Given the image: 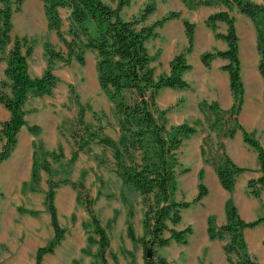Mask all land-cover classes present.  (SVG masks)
<instances>
[{"label": "trees", "instance_id": "1", "mask_svg": "<svg viewBox=\"0 0 264 264\" xmlns=\"http://www.w3.org/2000/svg\"><path fill=\"white\" fill-rule=\"evenodd\" d=\"M24 0H0V62L6 59L5 77L0 82V102L11 112V117L1 124L0 136L5 138L0 150V161L11 155L17 143V135L25 123V105L31 96L52 94L59 83V77L53 70L55 59L60 58L70 62L73 58L80 63L85 60L87 49L97 53L96 70L101 88L112 101V111L119 127L116 139L102 133L103 126L96 127L84 120L79 113L76 118L78 131L73 135L78 150L89 146L91 140L103 143L112 149L115 170L122 178L124 185L135 189L141 195L144 205L143 227L144 235L137 237L132 226H129V235L133 240H139L145 251L152 248L151 257L145 255L144 264H167V259L156 252L158 246L169 245L173 240L186 243L193 229L190 225L177 229L174 225L181 219L183 209L192 202L200 201L207 193L208 188L203 183L204 170L199 172L198 193L192 201L177 200L175 193L178 189V177L185 172L178 151L184 141L197 132V122L184 121L179 124H169L167 110L158 105V94L164 87L188 88L190 83L183 77V73L192 65L187 62L186 53L193 48L195 24L184 20L185 31L189 44L186 50L174 55L170 62L169 74H157L153 65V56L148 48V41L156 37L157 28L168 19L178 17L179 11H171L152 23H147L148 16L153 12L154 6L147 5L139 14L131 18L122 15V8L129 5L132 0H116L112 5L104 0H43L49 28L56 30L59 38L66 47V52L54 49L47 42V66L40 76H31L28 70L27 54L23 46L26 38L12 35V14L19 10ZM189 8L200 5H224L229 10H219L211 13L206 24L215 30V35L227 42L225 50L205 51L201 60L210 66L217 57L228 59L223 67L229 71L230 84L234 95L231 108L223 109L217 102L202 100L199 103L201 111L205 114L210 129L217 131L218 140L211 142L207 136L203 140L201 153L205 161L214 165L223 187L232 191L238 175L246 168L238 166L225 151L223 137H232L238 129L243 132L244 140L258 152L262 174L258 178L248 180L251 193L259 196L264 189V149L253 133L246 130L239 122L245 88L241 75V61L239 57V35L236 28L235 17L230 13L237 7L241 13L250 17L257 33V51L259 54L258 69L264 79V0H184ZM60 7H69L70 25L68 37L61 30ZM217 21L227 24L226 33L217 32ZM12 44L6 55L5 49ZM264 103V90H263ZM93 126L96 128L94 129ZM31 131L37 132L35 125L29 126ZM206 145L214 147L212 152ZM54 158L62 155L51 152ZM43 168L51 173L50 165L44 160ZM41 163L38 160V150L34 151V160L31 179L35 183L39 179ZM50 189L47 203L51 210L53 225L57 233V241L62 236L58 223L57 208L54 204V194L57 182L50 180ZM86 205L92 215L96 232L101 235L99 254L102 264H108L105 248L108 238L105 228L100 224L95 214L92 198H86ZM132 205L129 214L132 216ZM227 221L220 227L215 224L213 215L208 216V233L211 239L229 237L224 244L227 260L232 264H259L249 251L244 235V229L252 228L264 222V214L254 220H245L238 212L233 199L226 201ZM170 234L166 235L165 231ZM93 237H89L92 240ZM40 247L37 264H40L42 253L51 250Z\"/></svg>", "mask_w": 264, "mask_h": 264}, {"label": "rangeland", "instance_id": "2", "mask_svg": "<svg viewBox=\"0 0 264 264\" xmlns=\"http://www.w3.org/2000/svg\"><path fill=\"white\" fill-rule=\"evenodd\" d=\"M104 1L116 5V0ZM178 1L132 0L121 11L123 17L128 19L139 14L147 5H153L154 10L147 19V23H152L171 11H179L180 15L174 17L179 18L182 12L180 9L174 8ZM181 1L185 2L184 0ZM13 13H17V10ZM236 16L239 25L240 14H236ZM165 23L157 28V36L151 38L147 43L150 54L153 56V65L155 68L160 67L156 68L157 74H160L162 69L161 55H165L167 47L170 49L173 45L174 37L167 31ZM193 23L196 26V23ZM34 26L37 27V24ZM68 29L69 26L67 30H64L65 32L63 31L67 37ZM29 38L23 46L24 52L28 47H32L30 54H27L28 70L31 76H40L47 66L46 43L49 42L54 49L62 52H66V47L64 43L62 45L61 39L58 43L53 44L51 39L49 40L46 36L44 38L39 33H34V36L29 35ZM254 39H256V32ZM11 47L12 44L6 47L4 52L6 55H8ZM96 60L97 53L92 49L85 51L83 63L75 58L70 62L60 58L55 59L53 70L59 77V83L53 93L41 95V98L31 96L26 102L25 114L35 113L34 115L40 118L39 125H35L38 129L37 132H34L37 137L34 146L38 150V160L41 163L38 181L34 183L32 179H26V182L20 185V191L15 190V194L16 192L19 193L16 200L18 199L17 212L20 214V220L17 223L25 225L27 254L23 259L17 260L16 258L15 263L11 262L12 259L5 256V253L10 252V250L2 242L0 244V264H37L39 248H49L50 246L52 247L51 250L42 253L40 264H102L99 254L101 235L95 230L96 226L87 208L86 198H92V208L99 218L100 224L106 230L108 245L105 248V257L108 264H144L147 250L145 251L139 240H133L128 233L129 226H132L137 237L144 235V205L140 193L124 185L122 178L116 172L112 149L94 139L85 149L78 150L76 159L73 160L74 151L77 149L73 135L78 131L76 118L79 113L84 116L86 123L96 127L103 126L102 133L104 135H109L114 139L119 135L118 123L112 111V101L103 91L98 80ZM43 61L45 64L42 66ZM3 78L4 76L1 77L0 82ZM157 100L160 108L164 109L162 92L158 95ZM48 111H52V115H48ZM60 117H63L61 121ZM193 122L198 123L197 132L188 137L178 151V157L183 168H187L178 177V189L175 193L176 199L181 201H192L198 193L199 172L203 169L199 162L200 158L203 157L201 156V146L204 138L209 136L211 142L214 143L218 140V136L215 140L212 135L213 132L217 134V131L209 128L206 118L205 121L194 120L191 123ZM95 126H93L94 129ZM201 131H207V134L203 137L200 146L198 138L203 133ZM57 137L60 142L55 141ZM60 147L62 155L56 159L51 152L58 154ZM206 147L209 152H212L214 148H210L209 145ZM44 160H47L50 165L51 173L43 168ZM51 179L57 182L54 204L57 208L58 223L62 230V236L58 241L51 210L47 203ZM202 181L205 184L204 174ZM4 190L0 191V199H5L8 196ZM230 197L233 199L232 196ZM131 205L133 207L132 216L129 214ZM200 207L205 208V204L201 200L192 202L189 207L182 210L181 221L175 225L169 221V225L177 229H183L190 225L193 231L189 234L188 240L193 241L197 237L199 238L202 229L197 225L196 220L190 221V217L186 218V213L191 208ZM263 209L264 205L259 212L261 215H263ZM247 230L248 228L244 229L246 241ZM193 233H195L194 236ZM165 234L169 235L170 232L167 230ZM91 236L93 239L89 240ZM187 243L188 241L183 243L173 240L169 245L155 248L157 254L167 259V264H202L201 257H197V260L194 259V263L191 258L188 260L184 256L186 259H181L177 255V247ZM247 245L250 255L259 264H264L263 240L259 244L252 243V245L248 240Z\"/></svg>", "mask_w": 264, "mask_h": 264}, {"label": "crops", "instance_id": "3", "mask_svg": "<svg viewBox=\"0 0 264 264\" xmlns=\"http://www.w3.org/2000/svg\"><path fill=\"white\" fill-rule=\"evenodd\" d=\"M174 8L180 9L182 13L179 18L169 19L165 23L167 31L174 38L172 47L170 49L167 47L166 54L161 55L162 69L160 74H169L172 57L188 46L189 41L185 31L184 20L193 21L196 23L193 48L186 54L187 62L192 67L183 73V77L190 83V87L162 88L160 92H162V100L165 105L163 108L167 110L166 115L168 122L170 121L169 124H179L184 121L192 122L194 120L205 121V114L199 107L201 100L206 99L209 102H217L223 109L231 108L234 103L230 74L223 67L228 63V59L217 56L212 60L210 66H206L201 60V54L205 51L225 50L227 48V42L217 37L215 30L209 27L205 21L211 13L229 9L221 4L200 5L190 9L181 0L176 3ZM70 12L71 9L69 7L59 8L62 31L67 30L69 26ZM230 13L235 17L239 35L241 75L245 88L244 103L239 115V122L246 130L252 132L258 138L264 149V79L258 69L257 33L256 39H254L256 28L252 19L241 13L237 7H233ZM236 14H240L239 25L237 24ZM12 21L13 37L18 36L29 40V35L34 36V33H39L40 36L42 35L44 38L46 36L49 40L51 39L53 44L60 41L56 30L49 28L43 0H24L17 13H13ZM35 24H37V27L34 26ZM216 31L226 33L227 24L224 21H217ZM41 39L43 40V38ZM168 50L170 51L169 53ZM44 64L45 61H43L42 66ZM6 66L7 61L3 59L0 62V79L2 76L5 77L4 70ZM156 68L160 67L157 66ZM38 98L41 97L38 96ZM51 112L48 111V115H52ZM34 114L27 113V115H24L25 123L18 132L17 143L11 155L0 161V191L2 192L5 189L6 194H8L5 199H0V244L4 242L9 248L11 253L7 252L5 256L11 258L12 260L10 261L14 263L16 258L17 260L23 259L27 254L25 225L17 223L20 220V214L17 212L18 199L16 200L19 197V193L16 192L15 194V190L18 189L20 191V185L26 182V179L31 180L35 150L34 143L37 137L29 126L39 125L38 123H40V118H37ZM10 117L11 112L0 102V128L2 122ZM62 118H59L60 121ZM206 134L207 131L199 136V145ZM212 135L216 140V132H213ZM56 139L55 141L58 142V137ZM4 141L5 138L0 136V150ZM223 142L226 152L233 162L246 168V170L238 175L233 190L229 191L221 184L214 165L204 161L203 157L200 158L199 165L204 169V182L208 186V193L201 199L202 203L205 204V208H191L186 213V218L190 217V221L196 220L202 232L199 238L197 237L193 241L190 239L187 244L177 247V255L181 259L188 258L189 260L191 258L194 263V259L197 260V257H201V260H203L202 264H230L226 259L223 248L229 237L211 239L209 233H207L208 216L210 214L214 215L217 227L226 223L225 203L230 196L233 197L240 215L247 220H253L261 215L259 212L262 205H264V189L261 191L260 196L256 197L248 187L249 179L257 178L262 174L257 150L244 140L241 129H238L232 137L223 138ZM262 214H264V209ZM192 235L194 236L195 233ZM248 240L251 245L252 243L259 244L263 240L264 255V222L252 228L248 227Z\"/></svg>", "mask_w": 264, "mask_h": 264}, {"label": "water", "instance_id": "4", "mask_svg": "<svg viewBox=\"0 0 264 264\" xmlns=\"http://www.w3.org/2000/svg\"><path fill=\"white\" fill-rule=\"evenodd\" d=\"M152 254H153V250H152V248H148V249H147V252H146L147 257H151Z\"/></svg>", "mask_w": 264, "mask_h": 264}]
</instances>
